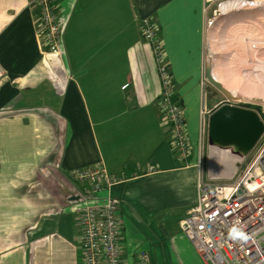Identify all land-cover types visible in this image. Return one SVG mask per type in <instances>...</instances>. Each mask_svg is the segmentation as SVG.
I'll return each instance as SVG.
<instances>
[{
    "label": "crops",
    "instance_id": "1",
    "mask_svg": "<svg viewBox=\"0 0 264 264\" xmlns=\"http://www.w3.org/2000/svg\"><path fill=\"white\" fill-rule=\"evenodd\" d=\"M27 3L0 0V264H81L74 196L66 204L52 185L64 193L72 170L100 163L116 179L123 230L125 217L149 224L169 208H182L181 221L198 196L205 0H55L68 17L59 60L43 54ZM145 18L158 28L183 108L186 162L158 114L156 63L138 28ZM125 247L127 256L139 249Z\"/></svg>",
    "mask_w": 264,
    "mask_h": 264
},
{
    "label": "built area",
    "instance_id": "2",
    "mask_svg": "<svg viewBox=\"0 0 264 264\" xmlns=\"http://www.w3.org/2000/svg\"><path fill=\"white\" fill-rule=\"evenodd\" d=\"M55 0H28L27 7L35 16L40 47L44 55L59 60L63 54V36L68 17L56 11ZM142 40L150 46L160 83L158 114L167 128L172 152L186 162L192 156L182 105L175 96V86L159 38L151 18L139 22ZM50 62L46 65L50 80L59 91L64 84ZM4 71L0 66V79ZM204 99H205V94ZM220 106V105H219ZM216 107V106H215ZM212 111L203 97L199 111L198 196L196 203L179 222L180 233L188 240L203 264H264V144L246 163L247 156L237 157L242 171L230 177L217 178L202 173L201 144L204 124ZM264 122V108L261 110ZM264 136V132L263 135ZM262 137L257 144L260 143ZM208 159V158H207ZM203 167V168H202ZM209 168V167H208ZM239 171L230 184L223 183ZM78 188L70 201L77 216L81 264H151L148 251L125 254V238L119 218L120 202L112 195L116 179L100 163L75 169L68 176Z\"/></svg>",
    "mask_w": 264,
    "mask_h": 264
},
{
    "label": "rangeland",
    "instance_id": "3",
    "mask_svg": "<svg viewBox=\"0 0 264 264\" xmlns=\"http://www.w3.org/2000/svg\"><path fill=\"white\" fill-rule=\"evenodd\" d=\"M235 0H205V12H206V25L204 31V53H205V61L212 62L213 66V59L214 53L211 54V42L213 38H211L217 29H222L225 24L228 22H232L238 19L244 22L254 23V18L256 17L258 12L263 9L254 8V7H246L239 10V13L229 14V15H220L219 7L222 3L231 2ZM239 1V0H238ZM249 4L254 3L255 0H244ZM237 14V15H236ZM221 22V23H220ZM218 32V31H217ZM218 36V35H217ZM216 36V37H217ZM211 41V42H210ZM210 43V44H209ZM231 50H227L224 52L225 54L230 53ZM213 60V61H212ZM258 61V60H257ZM256 61V62H257ZM255 62V63H256ZM205 86L207 87V83L205 81ZM213 94H215V99H212L211 96L207 95L205 92H202L203 101L209 110V106L214 104H220L221 102L225 101V98L215 91L214 89ZM205 94V99L204 95ZM221 101V102H220ZM236 106H242L248 108L250 110L255 111L261 119H263L261 115V110L264 108V94L259 95L258 97H252L251 100L243 101L238 100L237 102L232 103ZM209 107V108H208ZM260 109V111H259ZM206 126H207V119L206 123L204 124V133L202 138L201 144V160L204 165L203 169V177L205 178L208 175V157H209V150L211 147L208 146L206 140ZM264 144V136H262V140L259 144L253 148V150L249 153L246 159L247 164L251 158L256 154V152L263 146ZM235 166V165H234ZM237 169L239 168L240 171L243 170L244 164L239 165L236 163ZM55 168V164H54ZM203 168V167H202ZM44 177V176H43ZM43 177H41L43 182ZM239 177V171L237 170L236 174L233 178L223 182L226 184H230L235 181ZM68 177V187L63 186V192L56 189H59L56 186V182H53L52 190L54 194L63 195L66 204L67 201L66 197H73L74 192H71V185L76 186L74 182L71 181ZM47 183H49L46 180ZM71 184V185H70ZM182 208H173V209H166L163 210L162 213L152 217L153 221L149 222V224H145V219L140 216H131L125 217L124 221V238H125V245H130V250L138 249V250H146L150 253L151 258L153 257V264H203L202 259L194 252L193 247L191 246L190 242L184 238V236L180 233L179 229V219L182 217ZM149 219V218H148Z\"/></svg>",
    "mask_w": 264,
    "mask_h": 264
},
{
    "label": "bare ground",
    "instance_id": "4",
    "mask_svg": "<svg viewBox=\"0 0 264 264\" xmlns=\"http://www.w3.org/2000/svg\"><path fill=\"white\" fill-rule=\"evenodd\" d=\"M246 7L263 10L258 12L254 23L244 22L237 17L222 29L219 27L210 41L211 54L214 53V79L237 100L243 101L264 94V0H255L251 4L235 0L222 3L219 7L220 15L239 13ZM227 50L231 51L225 54ZM209 152V174L217 178L230 177L239 159L227 151L212 147Z\"/></svg>",
    "mask_w": 264,
    "mask_h": 264
},
{
    "label": "water",
    "instance_id": "5",
    "mask_svg": "<svg viewBox=\"0 0 264 264\" xmlns=\"http://www.w3.org/2000/svg\"><path fill=\"white\" fill-rule=\"evenodd\" d=\"M203 76L208 85L206 92L214 89L225 98V102L215 108L207 118L208 146L227 151L236 157L247 156L262 137L264 122L255 111L232 104L238 100L214 79L212 62L205 61ZM76 200L77 197L70 199Z\"/></svg>",
    "mask_w": 264,
    "mask_h": 264
},
{
    "label": "flooded vegetation",
    "instance_id": "6",
    "mask_svg": "<svg viewBox=\"0 0 264 264\" xmlns=\"http://www.w3.org/2000/svg\"><path fill=\"white\" fill-rule=\"evenodd\" d=\"M206 89H207V87H206ZM206 89H205V91H206ZM213 89H211L208 93L207 92H205L207 95H209V96H211V98L212 99H215L216 97H215V94H213V92L214 91H212ZM225 101H223L220 105H222L223 103H224ZM218 107V106H217ZM239 107H242V106H239ZM243 108H245V107H243ZM248 109V108H247Z\"/></svg>",
    "mask_w": 264,
    "mask_h": 264
},
{
    "label": "trees",
    "instance_id": "7",
    "mask_svg": "<svg viewBox=\"0 0 264 264\" xmlns=\"http://www.w3.org/2000/svg\"><path fill=\"white\" fill-rule=\"evenodd\" d=\"M259 111H260V109H259Z\"/></svg>",
    "mask_w": 264,
    "mask_h": 264
}]
</instances>
